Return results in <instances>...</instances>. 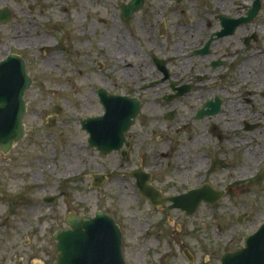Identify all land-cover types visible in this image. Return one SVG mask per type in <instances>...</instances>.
<instances>
[{
	"label": "rangeland",
	"instance_id": "obj_1",
	"mask_svg": "<svg viewBox=\"0 0 264 264\" xmlns=\"http://www.w3.org/2000/svg\"><path fill=\"white\" fill-rule=\"evenodd\" d=\"M261 1L258 22L264 23V0ZM88 2L92 13L104 16L101 7L116 1ZM229 2H235L239 11L249 0L221 1L222 12L232 8ZM78 6V0L0 2V10L8 8L13 14L10 22L0 24V61L9 54L19 55L33 80L24 98L25 138L8 157L0 152V264H54L56 243L46 234L45 243L39 242L43 230L40 225L58 229L69 210L89 218L97 211L107 213L122 232L126 264H220L227 252L244 248L248 237L264 223L263 98L255 93L249 98L262 116L256 130H230L224 134L230 144L213 149L223 165L214 169L207 182L216 189L228 185L233 188L230 193L213 206L200 204L189 217L177 210L165 212L166 206L156 210L135 198L133 181L127 176L139 166L138 154L133 152L129 160L121 163L115 153L99 156L88 148V135L81 130L80 120L103 113L95 91L103 88L113 92L109 80L122 87L119 55L123 33L116 19L118 13L113 11L106 26L95 24L93 30L82 26ZM249 117L248 122L254 121ZM186 138L182 135L180 139L185 142ZM250 151H256L252 161L248 160ZM184 153L179 170H187L186 178L184 173L178 176L173 172L166 177L164 170L157 168L150 171L156 184L168 182L172 193L201 185L202 180L191 179L196 176L195 169L203 174L208 164L189 166L187 159H199L200 153ZM69 173L77 181L72 200L69 204L60 199L54 206L45 205L42 200L56 197L53 187ZM95 174L109 178L102 190L90 187V177ZM241 215L245 217L238 222ZM14 226L23 228L27 236L31 231L39 234L33 239L29 236L25 244L23 239L13 237ZM43 251L51 252L52 257L44 259Z\"/></svg>",
	"mask_w": 264,
	"mask_h": 264
},
{
	"label": "flooded vegetation",
	"instance_id": "obj_2",
	"mask_svg": "<svg viewBox=\"0 0 264 264\" xmlns=\"http://www.w3.org/2000/svg\"><path fill=\"white\" fill-rule=\"evenodd\" d=\"M20 1L0 0L4 4H20ZM88 1L78 0L82 12L78 22L82 26L86 25L92 30L95 24L106 26L113 11L118 13L116 19L123 33L119 55L122 87L109 80L113 92L104 90L107 94L122 95L139 104L140 112L126 135L129 148L125 143L121 150L112 152L118 154L119 163L129 160L133 152L138 154L139 166L127 172L133 181L135 198L151 206L140 187L146 180L161 199L180 196L204 185L211 192L229 194L232 187L224 185L216 189L207 181L213 177L214 169L223 165L217 160L213 149L230 144L224 134L241 127L243 130H256L261 121L262 116L258 115L260 109L255 110L258 107L249 98L255 93L264 100V86H261L264 82V23L258 22L262 1L259 15L240 26H235L234 21L248 17L252 0L239 11L235 2H229L232 8L228 7L224 12L220 10L221 1L224 0H144L142 9L128 18L123 11L131 0H115L114 5L101 7L104 16L92 13L90 5L87 7ZM99 89L95 91L97 99ZM248 116L253 117L254 121L248 122ZM151 124L154 126L150 127ZM182 135L187 137L185 142L180 139ZM185 150L200 153L199 159H187L189 166L196 168L203 162L208 166L203 174L195 169L196 176L191 180H202L198 188L172 193L169 183L156 184L155 175L150 171L160 168L166 177L173 172L178 176L184 173L186 178L187 170H179L186 156ZM224 154L225 151L221 156ZM145 160L153 162V165L145 164ZM69 174L63 178V182H57L53 187L57 194L56 203L63 199L69 204L72 200L71 192L77 181L73 173ZM90 178V187L102 190L96 188L99 182L92 176ZM163 206L167 207H151L158 210ZM164 211L173 210L165 208ZM69 214L86 217L69 210L64 223L56 219L58 224L61 222L58 229L39 224L43 229L39 242L45 243L43 234L55 241L54 234L67 228ZM11 231L13 237L23 239L25 244L29 236L33 239L39 234L38 231H31L27 236L26 231L17 226ZM41 254L46 260L52 257L51 252L43 251Z\"/></svg>",
	"mask_w": 264,
	"mask_h": 264
},
{
	"label": "water",
	"instance_id": "obj_3",
	"mask_svg": "<svg viewBox=\"0 0 264 264\" xmlns=\"http://www.w3.org/2000/svg\"><path fill=\"white\" fill-rule=\"evenodd\" d=\"M144 0H131L123 11L128 18L132 13L141 9ZM259 0H254L247 18L235 22L249 23L258 14ZM12 19L11 12L5 8L0 10V24L8 23ZM32 84L27 75L25 61L19 55L9 54L0 61V152L7 155L14 144L22 141L25 133L23 118L26 113L24 101L25 92ZM104 113L97 118L88 117L80 120L81 129L89 134L87 145L96 149L101 155H108L112 151H119L124 142L125 134L133 126L135 117L139 114V104L136 100H128L123 96L108 95L100 89L97 93ZM129 148V143L125 142ZM98 181L96 187L102 188L105 177H93ZM148 181L140 184L145 198L151 205L171 203L170 209L182 210L186 216L198 209L201 203L213 206L223 198L222 192H211L208 187L191 190L179 197L161 199ZM55 199L46 198L45 203H54ZM245 216H240L241 222ZM66 228L56 233V262L55 264H125L122 255V233L110 217L98 212L92 219L76 217L69 214ZM221 264H264V223L246 240L245 247L237 252H227L220 259Z\"/></svg>",
	"mask_w": 264,
	"mask_h": 264
},
{
	"label": "bare ground",
	"instance_id": "obj_4",
	"mask_svg": "<svg viewBox=\"0 0 264 264\" xmlns=\"http://www.w3.org/2000/svg\"><path fill=\"white\" fill-rule=\"evenodd\" d=\"M259 151H257L258 153ZM256 155V151H250L249 155H248V160H253L254 156Z\"/></svg>",
	"mask_w": 264,
	"mask_h": 264
}]
</instances>
